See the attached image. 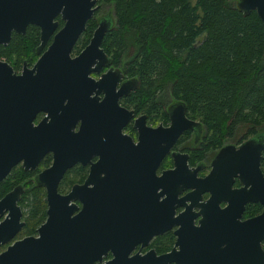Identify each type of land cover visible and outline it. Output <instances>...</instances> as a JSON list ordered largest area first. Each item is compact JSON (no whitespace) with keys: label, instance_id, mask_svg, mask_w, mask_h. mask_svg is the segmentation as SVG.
Segmentation results:
<instances>
[{"label":"flooded vegetation","instance_id":"obj_1","mask_svg":"<svg viewBox=\"0 0 264 264\" xmlns=\"http://www.w3.org/2000/svg\"><path fill=\"white\" fill-rule=\"evenodd\" d=\"M9 1L22 0H0V33L15 27L0 43V63L3 65L0 69V167H9L0 180V199L17 190L15 206L20 212L21 226L9 242L0 245V252L14 241L40 236L38 230L44 224L46 210L49 209L46 199L52 192L60 197L70 220L76 222L77 232L74 228L71 236H84L90 243L96 240L101 249L104 238L102 208L96 200L103 196V190H113L119 199L121 226L128 234L125 237L134 245L130 256L136 253L144 255L149 251H154L156 255L169 253L174 248L175 232L179 226L154 234L157 227L156 178L174 170L180 173L177 177H165L158 190L163 192L158 200L162 203L160 212L164 208L168 212L172 210L173 218H177L192 201L204 203L210 197V193L206 192L201 194L200 199L194 188H184V185L195 179L207 178L213 161L226 146L233 147L229 163H246V155L238 153L239 147L262 131L257 130L247 136V129L240 137L236 138L233 134L225 138L220 146H214L208 141L206 128L197 121L201 124L200 128L185 130L156 167L155 135L152 137L149 131L170 126L169 110L177 101L172 99L173 102L166 106L156 97L154 90L147 94L141 87L142 82L128 75L123 58L116 61L105 50L104 38L99 49L105 57L102 52H96L83 58L75 66L74 79L69 84L30 80L28 87L26 74L33 69L53 36L43 48L38 49L39 29L27 25L20 30L19 25L23 21L21 11L19 17L11 16L10 7H7ZM95 14L92 17L95 19L94 30L102 18L96 19ZM55 21L58 27L54 35L64 25L60 15ZM89 21L70 52L72 60L77 59L90 44L94 30L86 32ZM29 27L37 29V43L27 51L25 35ZM185 116L196 121L187 113ZM141 136L146 137L148 145L140 150L135 147ZM263 153L260 171L264 176L261 169ZM230 172L234 174L229 178ZM221 177L222 197L244 188L240 173L236 174L235 168L223 167ZM168 181L180 184L175 186ZM210 185L201 183L200 188ZM175 187L180 190L179 194L175 198L167 197L168 189ZM35 194L44 205L43 219L24 233L30 217L26 200ZM65 197L68 201L63 199ZM86 199H90L88 214L84 219L77 220L83 209L81 200ZM242 200H238L237 204ZM226 206L227 201L220 202L221 208ZM263 208L259 202H244L240 220L258 217ZM2 219L3 216L0 221ZM160 220L167 223V214L161 215ZM261 246L264 250V240ZM111 258L109 252L100 254L94 264H105Z\"/></svg>","mask_w":264,"mask_h":264},{"label":"water","instance_id":"obj_2","mask_svg":"<svg viewBox=\"0 0 264 264\" xmlns=\"http://www.w3.org/2000/svg\"><path fill=\"white\" fill-rule=\"evenodd\" d=\"M7 4L11 16L19 17L21 11L23 21L19 25L20 30L27 25L39 29L38 49L43 48L53 36L52 42L45 48L33 69L26 74L28 87L30 80L69 84L74 79L72 74L75 66L86 56L102 52L99 46L105 34L115 26V20L111 15L102 17L93 32L90 44L77 59L72 60L70 52L73 46L85 30L86 23L99 9L97 0H22L9 1ZM236 8L244 16L255 12L264 24V0H237ZM58 15L61 16L64 25L54 35L58 27L55 18ZM11 28L15 27L0 33V43L7 39ZM2 67L0 63V69ZM32 72H35V75H32ZM185 115L186 106L182 102H176L169 110L170 126L149 131L152 137L155 135L156 167L185 130L200 128L199 122L191 121ZM147 145L146 137L141 136L135 148L141 150ZM232 149V146L221 149L213 161L212 171L207 178L195 179L184 185V188H194V193L200 199L201 194L206 192L210 193V197L204 203L192 201L186 208L188 213L185 211L177 218H173L172 210L168 212V209L164 208L160 212L159 207L162 203L158 200L163 192L158 190L161 184H164L165 177L168 175L169 178L177 177L180 173L174 170L170 174L156 178L154 196L157 227L154 234H162L172 226H179L175 232L177 239L174 248L167 254L156 255L154 251H149L144 255L136 253L130 256L134 245L125 237L128 234L121 226L122 214L116 191L103 190V196L96 200L102 208L104 238L101 249L96 240L90 243L84 236L75 238L71 236L76 222L70 220L60 202V197L52 192L46 199L49 209L46 210L44 224L38 230L40 236L22 238L9 244L0 252V264H94L100 254L106 252H109L112 258L105 264H264V250L261 246L264 240V208L258 217L246 221L240 220L244 202H259L264 207V176L260 171V160L264 151V131L250 137L239 147L238 153L246 155V163H229ZM225 166L230 169L235 168L236 174L240 173L244 188L222 197L223 184L219 182V178H222L221 170ZM8 170L9 167H0V180ZM233 174L230 172L228 177ZM201 183H211V185L200 188ZM168 184L177 186L180 182L168 181ZM179 192L178 187H175L168 189L166 195L175 198ZM16 194L17 190H14L0 199V218L3 216L0 221V245L9 242L21 226L20 212L15 206ZM63 199L68 201L66 197ZM240 199L243 200L237 204ZM89 201L90 199L81 200L83 209L78 214L77 220L84 219L88 214ZM222 201H227L228 206L221 208ZM193 209L197 212H193ZM164 214L168 216L167 223H162L160 220V216ZM75 232H77L76 228Z\"/></svg>","mask_w":264,"mask_h":264},{"label":"trees","instance_id":"obj_3","mask_svg":"<svg viewBox=\"0 0 264 264\" xmlns=\"http://www.w3.org/2000/svg\"><path fill=\"white\" fill-rule=\"evenodd\" d=\"M191 1L97 0L113 5L115 20L103 47L116 61L128 55V75L147 94L157 97L169 84L171 97L220 146L239 126L248 127L247 136L264 129V24L255 12L244 16L237 0ZM94 27L92 18L86 32ZM36 35L34 27L26 30L27 51ZM26 206L24 233L42 221L44 208L36 194Z\"/></svg>","mask_w":264,"mask_h":264},{"label":"rangeland","instance_id":"obj_4","mask_svg":"<svg viewBox=\"0 0 264 264\" xmlns=\"http://www.w3.org/2000/svg\"><path fill=\"white\" fill-rule=\"evenodd\" d=\"M196 0H192L191 3L192 4H195ZM233 4H235L233 2ZM99 9L97 10L95 16H96V19L98 18H101L103 16H106V15H111L113 17V5L112 4H106V3H99ZM128 56V55H127ZM125 55V59H123V63L124 62H127V57ZM166 86V87H165ZM164 86V89L159 93L157 94V98L159 97L162 101V102H165L166 106L170 103H172V97H171V94H170V85H165ZM172 101V102H171ZM248 127L246 126H239L235 129L234 131V136H236V138L240 137L241 135H243L245 133V130H247ZM264 129H262L261 131H263Z\"/></svg>","mask_w":264,"mask_h":264}]
</instances>
